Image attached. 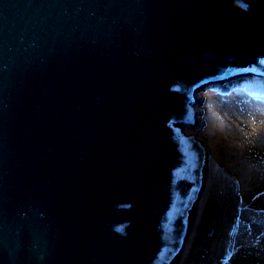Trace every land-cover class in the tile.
<instances>
[{"label": "water", "instance_id": "obj_1", "mask_svg": "<svg viewBox=\"0 0 264 264\" xmlns=\"http://www.w3.org/2000/svg\"><path fill=\"white\" fill-rule=\"evenodd\" d=\"M264 77V0H0V264H177L207 170L194 94Z\"/></svg>", "mask_w": 264, "mask_h": 264}, {"label": "rangeland", "instance_id": "obj_2", "mask_svg": "<svg viewBox=\"0 0 264 264\" xmlns=\"http://www.w3.org/2000/svg\"><path fill=\"white\" fill-rule=\"evenodd\" d=\"M194 100L180 127L208 163L177 264H264V79L209 83Z\"/></svg>", "mask_w": 264, "mask_h": 264}, {"label": "trees", "instance_id": "obj_3", "mask_svg": "<svg viewBox=\"0 0 264 264\" xmlns=\"http://www.w3.org/2000/svg\"><path fill=\"white\" fill-rule=\"evenodd\" d=\"M245 77H250V78H253V79H264L263 77H258V76H255V75L244 76L243 78H245Z\"/></svg>", "mask_w": 264, "mask_h": 264}, {"label": "bare ground", "instance_id": "obj_4", "mask_svg": "<svg viewBox=\"0 0 264 264\" xmlns=\"http://www.w3.org/2000/svg\"><path fill=\"white\" fill-rule=\"evenodd\" d=\"M205 88V87H204Z\"/></svg>", "mask_w": 264, "mask_h": 264}]
</instances>
